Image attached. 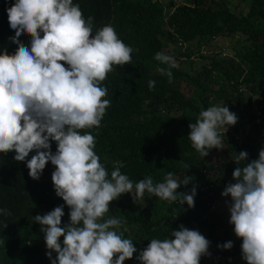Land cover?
I'll return each instance as SVG.
<instances>
[{"label":"clouds","instance_id":"1","mask_svg":"<svg viewBox=\"0 0 264 264\" xmlns=\"http://www.w3.org/2000/svg\"><path fill=\"white\" fill-rule=\"evenodd\" d=\"M7 13L15 32L9 39L17 47L14 54L0 53V153H15V166L28 178L27 190L34 197L28 205L18 203L20 222L25 228L28 210L41 213L34 221L41 226L51 264H124L137 248L116 231L126 220L105 219L111 202L126 193L135 202L148 193L192 208L196 195L195 186L190 192L177 191L190 183L189 176L178 181L168 172L163 182L154 183L151 176L133 182L119 166L109 175L96 154L95 137L81 132L100 126L111 104L103 99L107 88L101 82L113 65L131 64L133 49L111 25L93 34V18L85 19L73 0H15ZM23 34L31 37L30 47L20 43ZM154 59L169 66L157 71L171 82L174 58L158 52ZM155 83L148 82L150 90ZM237 119L225 104L201 109L196 122L189 124L191 146L202 157L213 148L220 149L219 130L235 125ZM107 136L99 133L97 143ZM240 161L246 164L235 167L234 182L221 195L231 197L229 223L242 240V259L247 264H264V148L251 162L246 151L239 152L236 165ZM49 163L55 166L52 173L44 171ZM16 193L11 197L0 193V264H17L31 257L27 256L30 240L21 239L14 228ZM62 201L70 209V221L63 226L64 206H57ZM212 204L208 203L209 210L214 211ZM209 245L198 230L180 225L170 237L151 239L136 259L140 264H200L201 257L208 255L211 263ZM217 247L231 249L233 242Z\"/></svg>","mask_w":264,"mask_h":264},{"label":"trees","instance_id":"2","mask_svg":"<svg viewBox=\"0 0 264 264\" xmlns=\"http://www.w3.org/2000/svg\"><path fill=\"white\" fill-rule=\"evenodd\" d=\"M15 0H0V53L14 54L17 45L9 39L15 36L10 28L7 8ZM85 19L93 18V34L104 25L114 27L118 37L133 51L131 64L113 65V70L101 82L107 88L103 99L111 101L100 126L84 129L95 137V151L108 170L119 166L133 182L151 176L154 183L163 182L168 172L178 181L190 177L187 186L178 192H190L196 187L194 207L162 200L145 193L134 202L129 193L111 202L105 219L117 217L126 223L116 231L133 241L137 252L124 264H140L136 259L153 238L164 239L180 225L198 230L209 242L208 251L222 253L226 264H234L235 253H241L242 240L233 238L229 223L230 213L209 210L208 203L231 202L221 195L233 181L235 157L241 151L248 153V161L258 159L264 148V0H73ZM228 39L229 47L212 46L218 51L210 57L199 53L201 44L211 45L213 39ZM31 37L23 34L20 43L30 47ZM183 43L184 48L172 52L169 44ZM214 44V43H213ZM218 44V43H217ZM158 52L174 58L170 68L172 80L157 71L168 69L154 59ZM172 52V53H171ZM225 52L224 56L221 53ZM201 61L187 67L184 59ZM202 61H204L202 63ZM192 62V61H191ZM65 67L67 65L65 64ZM192 72V73H190ZM155 81L150 90L148 82ZM188 87L186 90L185 88ZM226 105L236 114L237 123L221 128L222 146L213 148L202 157L188 139L189 124L195 123L201 109ZM241 134L238 136V131ZM106 136L97 143L98 134ZM14 152L0 153V193L11 197L17 191V223L19 237L30 240L28 260L17 264H51L44 234L34 221L38 211L28 210L25 228L22 207L34 197L27 190L28 178L18 172L12 158ZM187 164L190 168H185ZM49 163L45 170L53 172ZM1 201V194H0ZM214 204V205H215ZM65 217L62 226L69 223V207L64 201ZM17 224V225H16ZM61 242L63 237L60 238ZM232 241L231 249L217 247ZM11 248H9L10 250ZM56 253L53 252V259ZM202 256L200 264H204ZM211 264V263H210Z\"/></svg>","mask_w":264,"mask_h":264},{"label":"rangeland","instance_id":"3","mask_svg":"<svg viewBox=\"0 0 264 264\" xmlns=\"http://www.w3.org/2000/svg\"><path fill=\"white\" fill-rule=\"evenodd\" d=\"M229 40L228 39H222V38H220V39H218V38H216V39H213L212 40V42H211V45H205V44H201L197 49L199 50V53H201V54H203V55H208L209 57H210V54L212 53V52H215V51H218V49H220V47L221 46H225V47H229V42H228ZM214 43V44H213ZM218 43V44H217ZM212 46H217V47H219L218 49H212L211 50V48H212ZM168 48H171L172 49V52L174 51V53L176 52H178L179 50H182L183 48H184V46L183 45H179L178 44V42L176 43V44H174L173 42H171L170 44H169V47ZM171 52V53H172ZM199 58L197 57V59H195V58H193V60H191V59H184V62H185V65L187 66V67H190V66H193L194 65V67L196 66V64L197 63H201V61L200 60H198ZM192 61V62H191ZM204 61H202V63H203ZM193 64V65H192ZM190 73H192V72H190ZM188 87H186L185 88V90L187 89ZM225 127H227V126H225ZM228 203H230V202H228ZM227 202H225V201H218L217 202V205L215 204V206H216V208H214V211L215 210H219V211H221V210H223V209H227V204H228ZM230 235H231V237H233L234 239L236 238V235H235V233H234V230H230ZM212 252V251H211ZM234 254V261H233V263L234 264H247V262L245 261V260H243L242 259V254L241 253H235L234 252V250L232 251ZM208 259V262H209V258H207ZM202 260L204 261V264H206V258H202ZM210 264V263H209Z\"/></svg>","mask_w":264,"mask_h":264},{"label":"built area","instance_id":"4","mask_svg":"<svg viewBox=\"0 0 264 264\" xmlns=\"http://www.w3.org/2000/svg\"><path fill=\"white\" fill-rule=\"evenodd\" d=\"M241 134V131H238V136ZM214 204L211 205V207ZM210 253V258H211V264H226V260L228 257H225V255H223L222 253H215L214 251H208ZM229 259V258H228Z\"/></svg>","mask_w":264,"mask_h":264}]
</instances>
